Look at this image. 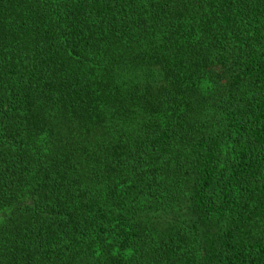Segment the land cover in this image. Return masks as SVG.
Returning a JSON list of instances; mask_svg holds the SVG:
<instances>
[{
    "label": "trees",
    "instance_id": "16d2710c",
    "mask_svg": "<svg viewBox=\"0 0 264 264\" xmlns=\"http://www.w3.org/2000/svg\"><path fill=\"white\" fill-rule=\"evenodd\" d=\"M0 264H264V0H0Z\"/></svg>",
    "mask_w": 264,
    "mask_h": 264
}]
</instances>
